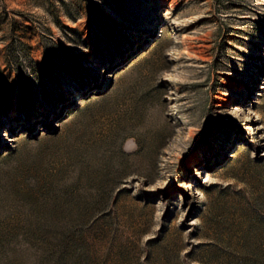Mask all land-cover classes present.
Listing matches in <instances>:
<instances>
[{
  "label": "rangeland",
  "instance_id": "obj_1",
  "mask_svg": "<svg viewBox=\"0 0 264 264\" xmlns=\"http://www.w3.org/2000/svg\"><path fill=\"white\" fill-rule=\"evenodd\" d=\"M0 264H264V0H0Z\"/></svg>",
  "mask_w": 264,
  "mask_h": 264
}]
</instances>
